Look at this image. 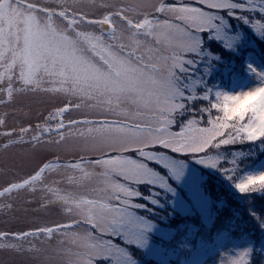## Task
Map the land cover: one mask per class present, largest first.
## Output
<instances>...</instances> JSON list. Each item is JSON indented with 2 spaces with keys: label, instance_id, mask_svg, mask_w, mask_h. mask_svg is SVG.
Segmentation results:
<instances>
[{
  "label": "rangeland",
  "instance_id": "obj_1",
  "mask_svg": "<svg viewBox=\"0 0 264 264\" xmlns=\"http://www.w3.org/2000/svg\"><path fill=\"white\" fill-rule=\"evenodd\" d=\"M261 18L264 0H0V264H168L167 222L208 221V192L232 193L224 161H254L237 189L263 191L257 56L217 87V117L182 102L199 99L205 31L237 53L254 42L232 22L263 37ZM240 131L252 145L228 155ZM245 238L193 251L194 264H264Z\"/></svg>",
  "mask_w": 264,
  "mask_h": 264
},
{
  "label": "trees",
  "instance_id": "obj_2",
  "mask_svg": "<svg viewBox=\"0 0 264 264\" xmlns=\"http://www.w3.org/2000/svg\"><path fill=\"white\" fill-rule=\"evenodd\" d=\"M258 17L259 15L257 19ZM261 20L264 22V18H261ZM247 28L244 26L242 20L240 24H236L234 21L231 24V32L237 33L238 31H243L245 32L243 34H245L246 39L254 42V45L245 43L237 53L226 51V48L220 42H216L214 40V31H205V38L209 35L210 37L208 40L205 39L206 45H204L203 50L206 54L210 53L212 58L207 57L206 63L204 64L203 61V64H198L194 70L195 75L193 77L198 79L197 76H201V78L199 77L200 80L198 79L199 85L197 91H193L189 96L194 94L195 99L199 95V99L196 98L191 107L187 105L188 103L185 105L184 101L186 102V100L182 101L185 116L191 115V117H197L198 114L201 115V111L202 116L200 117L203 118V115H206L204 121L208 115L217 117L226 108V99L222 95H219L217 87H220L219 89L222 87L223 90L227 91L229 87H233L234 77L239 75H243L244 79L248 77L249 73L251 74V70L248 67L250 55L257 56L256 58L264 64V36H253L251 32H247ZM205 69L209 72L205 71ZM199 105H202L201 109ZM217 111L218 114H216ZM196 120H193L194 123L200 121L198 118ZM250 143L246 139V134H243L242 131L238 132L230 140L228 155L232 154L231 151H238L242 149L241 147L252 145ZM146 149L152 150L155 148L148 147ZM157 151L164 152V150L160 149ZM139 152L141 154L145 150L124 154H128L132 158H137V156L141 158L138 155ZM253 162L244 158V160L241 159L236 163L227 160L220 165L221 168L217 170L218 174L220 172L221 175L226 176L231 174V177H229L231 181L229 180L230 183H228L230 186L225 182L224 186L226 189L229 188L232 193L230 196L228 194L225 195V199L222 200L220 198L221 193L215 192L214 189L208 192L207 195L210 197L212 203L209 209V216L211 217L208 218L209 223L204 217H199L196 214L191 216H176L167 222V225L174 232L168 241H162L160 244H162L161 246L165 250H169L175 254L172 259L168 260V264H194L196 253L193 251H197V249L202 251L206 245L214 246L219 240H222L224 236L229 234L232 237H242L243 239H246L245 237L257 239L256 245L261 246L254 248L252 256L255 262L261 260L260 256L263 255V251H260V249L264 248V190L252 193L249 191L247 193L249 195L244 196L240 194L242 188L237 189L238 184L249 173L248 171L250 170L251 172L253 170ZM189 252H193V255L189 256Z\"/></svg>",
  "mask_w": 264,
  "mask_h": 264
},
{
  "label": "bare ground",
  "instance_id": "obj_3",
  "mask_svg": "<svg viewBox=\"0 0 264 264\" xmlns=\"http://www.w3.org/2000/svg\"><path fill=\"white\" fill-rule=\"evenodd\" d=\"M143 138H145V137L142 136V139H143Z\"/></svg>",
  "mask_w": 264,
  "mask_h": 264
}]
</instances>
